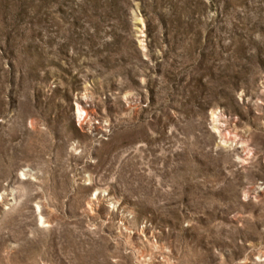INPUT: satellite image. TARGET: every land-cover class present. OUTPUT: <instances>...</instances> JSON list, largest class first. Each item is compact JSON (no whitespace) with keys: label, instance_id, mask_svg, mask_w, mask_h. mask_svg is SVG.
<instances>
[{"label":"rangeland","instance_id":"rangeland-1","mask_svg":"<svg viewBox=\"0 0 264 264\" xmlns=\"http://www.w3.org/2000/svg\"><path fill=\"white\" fill-rule=\"evenodd\" d=\"M0 264H264V0H0Z\"/></svg>","mask_w":264,"mask_h":264}]
</instances>
